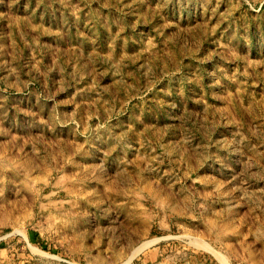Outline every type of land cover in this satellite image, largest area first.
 <instances>
[{"label":"rangeland","instance_id":"374dc122","mask_svg":"<svg viewBox=\"0 0 264 264\" xmlns=\"http://www.w3.org/2000/svg\"><path fill=\"white\" fill-rule=\"evenodd\" d=\"M199 239L264 264V0H0V264Z\"/></svg>","mask_w":264,"mask_h":264},{"label":"bare ground","instance_id":"6f19581e","mask_svg":"<svg viewBox=\"0 0 264 264\" xmlns=\"http://www.w3.org/2000/svg\"><path fill=\"white\" fill-rule=\"evenodd\" d=\"M157 239L155 238V239H152V240H149V241H145L143 244H141V246L136 250V252L133 254V256L134 255H136L138 252H140L141 250H143V249H145L146 247H149L151 244H153L155 241H156ZM195 241V240H194ZM196 243H195V245H198V246H201V247H204V248H206V249H208V250H211V251H213L222 261H223V263H225V264H230V262L227 260L228 258H226V256L224 255V254H222V253H220V252H218L217 250H215L213 247H211L208 243H207V241L206 240H204V239H199V240H197V241H195ZM37 248V247H36ZM40 249H38V251H39ZM133 256L131 257V258H129L126 262H124L123 264H130L131 263V261H132V258H133Z\"/></svg>","mask_w":264,"mask_h":264}]
</instances>
